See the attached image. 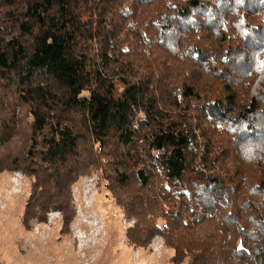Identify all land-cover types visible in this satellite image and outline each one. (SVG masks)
Masks as SVG:
<instances>
[{
	"label": "trees",
	"instance_id": "1",
	"mask_svg": "<svg viewBox=\"0 0 264 264\" xmlns=\"http://www.w3.org/2000/svg\"><path fill=\"white\" fill-rule=\"evenodd\" d=\"M0 83V172L34 179L26 228L50 209L67 226L70 185L101 167L131 243L264 264V0H0Z\"/></svg>",
	"mask_w": 264,
	"mask_h": 264
},
{
	"label": "rangeland",
	"instance_id": "2",
	"mask_svg": "<svg viewBox=\"0 0 264 264\" xmlns=\"http://www.w3.org/2000/svg\"><path fill=\"white\" fill-rule=\"evenodd\" d=\"M210 40L204 39L202 45ZM166 55L163 52V58ZM255 61L260 63L261 58L257 55ZM171 65L177 67L175 61ZM251 76L252 72H247L242 82L246 92ZM201 80L212 87L218 82L217 77L206 75ZM0 85V92L6 93L9 87ZM20 108L17 104L15 114ZM17 130L18 135L11 141L15 150L23 145L25 135L24 127ZM228 162L239 164L236 158H229ZM249 167L257 166L248 164L246 170ZM33 180L21 170L0 172V264H175L173 248L162 234L154 233L146 245L129 241L127 232L136 226V221L125 214L101 167L91 168L70 185L69 204L74 215L65 227L64 215L58 209L46 211L45 220L32 219L27 228L23 225L21 217ZM246 181L245 177L241 180L244 184ZM157 216L151 214L146 219L154 221L153 226L157 227L164 223ZM140 227L141 224L136 228ZM205 232L203 226L199 234L203 236ZM254 252L258 254L257 248Z\"/></svg>",
	"mask_w": 264,
	"mask_h": 264
}]
</instances>
